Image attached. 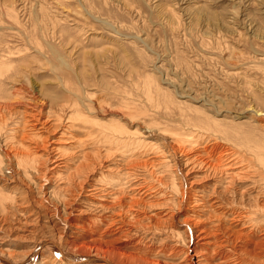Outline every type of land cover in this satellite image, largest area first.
<instances>
[{"label": "rangeland", "instance_id": "1", "mask_svg": "<svg viewBox=\"0 0 264 264\" xmlns=\"http://www.w3.org/2000/svg\"><path fill=\"white\" fill-rule=\"evenodd\" d=\"M34 99L50 116L52 106H74L50 134L65 153L82 150L59 138L71 124L82 139L138 125L192 138L222 132L242 152L239 140L264 142L255 114H264V0H0V102L17 106L0 115V148L15 152ZM104 168L108 180L115 169ZM59 185L36 197L51 225L67 213Z\"/></svg>", "mask_w": 264, "mask_h": 264}, {"label": "bare ground", "instance_id": "2", "mask_svg": "<svg viewBox=\"0 0 264 264\" xmlns=\"http://www.w3.org/2000/svg\"><path fill=\"white\" fill-rule=\"evenodd\" d=\"M16 107L0 102V115ZM26 107L15 152L0 148V264H264V142L236 141L239 152L222 132L192 138L141 125L82 139L71 124L59 138L82 150L65 153L50 134L74 106H52L51 116L44 102ZM58 179L67 213L51 225L36 197Z\"/></svg>", "mask_w": 264, "mask_h": 264}]
</instances>
